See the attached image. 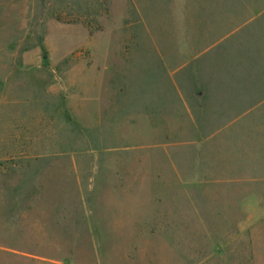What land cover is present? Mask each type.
Wrapping results in <instances>:
<instances>
[{
	"label": "rangeland",
	"instance_id": "1",
	"mask_svg": "<svg viewBox=\"0 0 264 264\" xmlns=\"http://www.w3.org/2000/svg\"><path fill=\"white\" fill-rule=\"evenodd\" d=\"M229 8L0 0V264H264V9Z\"/></svg>",
	"mask_w": 264,
	"mask_h": 264
},
{
	"label": "trees",
	"instance_id": "2",
	"mask_svg": "<svg viewBox=\"0 0 264 264\" xmlns=\"http://www.w3.org/2000/svg\"><path fill=\"white\" fill-rule=\"evenodd\" d=\"M226 6H229V10L244 11L248 9L249 11L263 10L264 4H260L264 0H223ZM248 108V107H247Z\"/></svg>",
	"mask_w": 264,
	"mask_h": 264
}]
</instances>
